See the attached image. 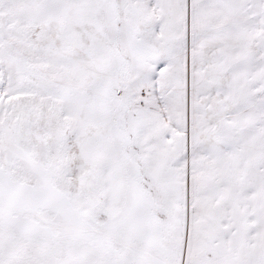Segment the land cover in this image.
<instances>
[{
    "label": "snow or ice",
    "instance_id": "6c2138e0",
    "mask_svg": "<svg viewBox=\"0 0 264 264\" xmlns=\"http://www.w3.org/2000/svg\"><path fill=\"white\" fill-rule=\"evenodd\" d=\"M0 264H264V0H0Z\"/></svg>",
    "mask_w": 264,
    "mask_h": 264
}]
</instances>
